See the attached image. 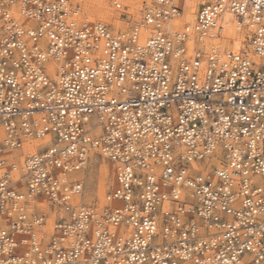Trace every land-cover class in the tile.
<instances>
[{
  "label": "built area",
  "instance_id": "1",
  "mask_svg": "<svg viewBox=\"0 0 264 264\" xmlns=\"http://www.w3.org/2000/svg\"><path fill=\"white\" fill-rule=\"evenodd\" d=\"M109 1L127 28L0 0V264H264V0H197L179 27L178 0L135 21ZM225 13L246 48L220 46ZM91 152L114 166L101 210L76 203Z\"/></svg>",
  "mask_w": 264,
  "mask_h": 264
},
{
  "label": "rangeland",
  "instance_id": "2",
  "mask_svg": "<svg viewBox=\"0 0 264 264\" xmlns=\"http://www.w3.org/2000/svg\"><path fill=\"white\" fill-rule=\"evenodd\" d=\"M97 1L98 0H89V2L88 0H72L74 4L80 6L81 18H86L89 21H100L109 24L114 30L125 29L128 27L127 23L119 20V13L112 8L109 0H101L106 6L104 10L111 13L109 16L104 17L102 15V11H99ZM150 1L151 0H141V2L134 1L131 5H125L123 3L128 19H130V21L138 20L141 16V11L150 3ZM236 36L238 35L232 34L233 39H235ZM226 47L227 46H225V48ZM241 47L246 48V44L241 45ZM43 142L44 141L42 140H34L31 146L37 145L42 148L47 144L46 142ZM26 152H28L27 148L18 151L20 155L26 154ZM80 177L83 182V192L77 199V202L85 206H94L97 209H100L105 205V195L114 182L113 164L98 152H91L84 169L80 172ZM41 210L43 212L48 211L45 206H41Z\"/></svg>",
  "mask_w": 264,
  "mask_h": 264
},
{
  "label": "bare ground",
  "instance_id": "3",
  "mask_svg": "<svg viewBox=\"0 0 264 264\" xmlns=\"http://www.w3.org/2000/svg\"><path fill=\"white\" fill-rule=\"evenodd\" d=\"M123 2H122V4L124 3L125 5L126 4H133L134 3V1H137V2H141V0H122ZM88 2H89V0H88ZM98 2V6H99V11L101 10L102 11V15H103V17L104 16H109V14H111V13H109V11H107V10H104V8L106 7L105 6V4H103L102 3V1L101 0H98L97 1ZM178 3H179V5H180V7H181V10H182V13L180 14V17H178V18H176V19H174L173 20V22H172V25L174 26V27H179V26H181L182 24H184V23H191L192 21H193V19H194V13H195V11H196V8H197V0H178ZM148 4V3H147ZM230 17H231V15L229 14V13H225L224 15H223V23L225 24L224 26H226V30H225V35H224V38H221V41H220V46L222 47V48H224L225 46H227L228 47V49L229 48H231V50H234V51H238L240 48L239 47H241V45H243L242 44V38H241V36H240V34H238L233 28H231V22H230ZM232 34H236V35H238V36H236L235 37V39H233V37H232ZM223 45V46H222ZM226 47V48H227ZM242 48V47H241ZM41 140V139H40ZM34 140H31V141H28V142H25L21 147H20V149L19 150H17L15 153L16 154H18V155H20L19 153H18V151H21L22 149H25V148H27L28 149V152H26V154L27 153H31V152H34V151H36V150H38V149H42L41 147H39V146H37V145H32L31 146V144H32V142H33ZM42 141H44V142H46L47 144L46 145H48V141H47V139H42ZM31 142V143H30ZM43 142V143H44ZM30 144V145H29ZM42 145H45V144H42ZM45 145V146H46ZM44 146V147H45ZM218 164V161L216 160V159H212V161L210 162V164H209V167H211V166H216ZM208 167V168H209ZM82 171V170H81ZM80 171V172H81ZM80 172L77 174V176H78V178L81 180V182H82V179H81V177H80ZM82 184H83V182H82ZM82 192H83V188H82ZM82 194V193H81ZM79 198V197H78ZM77 198V199H78ZM77 199H76V203L79 205V206H85V205H82V204H80L79 202H77ZM75 202V201H74ZM37 206H45L47 209H48V211L47 212H45V214L47 215V226H46V233H48V232H50L51 231V228H50V226H51V224H52V222L54 221V219L55 218H58V217H60L61 216V211L59 210V209H52V208H50L44 201H40V202H38L37 203ZM102 208V207H101ZM101 208L100 209H98V210H101ZM51 218V219H50ZM53 219V220H52ZM52 220V221H51Z\"/></svg>",
  "mask_w": 264,
  "mask_h": 264
}]
</instances>
